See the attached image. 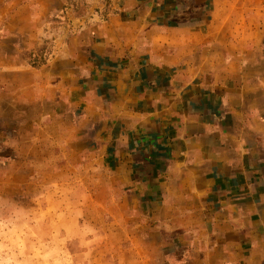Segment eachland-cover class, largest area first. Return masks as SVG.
I'll use <instances>...</instances> for the list:
<instances>
[{
	"label": "crops",
	"instance_id": "1",
	"mask_svg": "<svg viewBox=\"0 0 264 264\" xmlns=\"http://www.w3.org/2000/svg\"><path fill=\"white\" fill-rule=\"evenodd\" d=\"M53 157L141 264H264V0H0V173Z\"/></svg>",
	"mask_w": 264,
	"mask_h": 264
},
{
	"label": "rangeland",
	"instance_id": "2",
	"mask_svg": "<svg viewBox=\"0 0 264 264\" xmlns=\"http://www.w3.org/2000/svg\"><path fill=\"white\" fill-rule=\"evenodd\" d=\"M59 159L39 174L47 187L0 173V264H141L131 222L110 218L109 199H77Z\"/></svg>",
	"mask_w": 264,
	"mask_h": 264
}]
</instances>
